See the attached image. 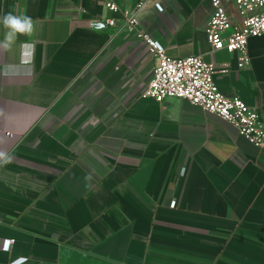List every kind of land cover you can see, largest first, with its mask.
<instances>
[{"label":"crops","instance_id":"crops-1","mask_svg":"<svg viewBox=\"0 0 264 264\" xmlns=\"http://www.w3.org/2000/svg\"><path fill=\"white\" fill-rule=\"evenodd\" d=\"M112 1L114 13L0 0V17L34 22L0 49V264H264V148L186 100L141 96L154 60L120 24L138 0ZM210 12L211 0H147L137 20L168 56L213 63L219 90L264 116V34L237 69L211 50Z\"/></svg>","mask_w":264,"mask_h":264},{"label":"built area","instance_id":"built-area-1","mask_svg":"<svg viewBox=\"0 0 264 264\" xmlns=\"http://www.w3.org/2000/svg\"><path fill=\"white\" fill-rule=\"evenodd\" d=\"M111 12L118 7L112 0H101ZM237 18L227 10L222 0H211V12L204 28L211 50H225L236 55V68H246L250 63L247 41L264 34V0H232ZM147 5V0H138L134 10H122L120 24L141 41L153 57L152 75L141 91V96L157 101L182 99L215 114L231 124L238 134L252 145L264 148V116L245 104L238 96L223 94L213 81L215 65L206 62L200 55L172 58L165 47L153 39L138 25L137 12ZM158 11L160 3H154ZM113 17L91 22L95 29L115 26ZM30 61L31 56L23 57ZM228 72L224 67L219 70ZM8 135L11 132H7ZM171 207L174 201L169 204ZM11 241H4L9 248Z\"/></svg>","mask_w":264,"mask_h":264},{"label":"clouds","instance_id":"clouds-1","mask_svg":"<svg viewBox=\"0 0 264 264\" xmlns=\"http://www.w3.org/2000/svg\"><path fill=\"white\" fill-rule=\"evenodd\" d=\"M0 24L6 29L3 41H0V49L5 51L12 48L19 36H31L34 31V22L31 17L13 15L11 12L0 17ZM0 158H3L2 153Z\"/></svg>","mask_w":264,"mask_h":264}]
</instances>
